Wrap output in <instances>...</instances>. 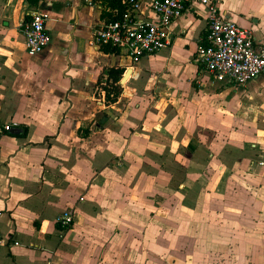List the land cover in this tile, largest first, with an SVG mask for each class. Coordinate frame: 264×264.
Wrapping results in <instances>:
<instances>
[{
    "label": "crops",
    "instance_id": "1",
    "mask_svg": "<svg viewBox=\"0 0 264 264\" xmlns=\"http://www.w3.org/2000/svg\"><path fill=\"white\" fill-rule=\"evenodd\" d=\"M214 2L264 47V0ZM110 3L0 0V123L19 124L0 136V236L19 244L0 264H264V79L199 66L196 3L155 55L96 50ZM36 9L50 43L30 57L19 24ZM111 68L124 90L106 107L94 91Z\"/></svg>",
    "mask_w": 264,
    "mask_h": 264
},
{
    "label": "built area",
    "instance_id": "2",
    "mask_svg": "<svg viewBox=\"0 0 264 264\" xmlns=\"http://www.w3.org/2000/svg\"><path fill=\"white\" fill-rule=\"evenodd\" d=\"M119 1L121 10L109 8L107 12L111 17L105 18L99 28L93 31L89 44L94 49L109 46L132 62L155 55L171 45V24L182 16L190 4L196 3L207 10L206 33L195 51L199 66L217 82L235 86H244L256 78L264 79V47L255 48L251 30L225 20L214 0ZM145 2L154 17H147L143 13ZM49 18L46 11L36 9L19 24L28 56L40 54L49 45ZM105 85L102 83L95 89L97 102L101 106L108 102L105 99ZM18 126L15 121L0 123V136ZM58 222L68 228L73 224V216L64 213ZM10 241L0 236V250L9 245ZM11 243L15 247L19 246L16 241Z\"/></svg>",
    "mask_w": 264,
    "mask_h": 264
},
{
    "label": "trees",
    "instance_id": "3",
    "mask_svg": "<svg viewBox=\"0 0 264 264\" xmlns=\"http://www.w3.org/2000/svg\"><path fill=\"white\" fill-rule=\"evenodd\" d=\"M105 1H108V0H105ZM37 2H38V0H30V3L32 5H36ZM110 2H111L110 3L111 8H118L121 10L119 0H110ZM109 17H111V15L107 14L106 18H109ZM99 51H102L105 54H107V53L117 54L118 53V51H116V49L111 48L109 46H103L100 48ZM122 74H123V71L121 69L111 68L107 71V83H106V85H108L107 86L108 88L105 85L104 90H105V99H107V101L109 103H114L122 93V89L118 85L119 81L122 77ZM97 84H100V80H98ZM79 135L82 138L87 137L88 130H84L81 134L79 133Z\"/></svg>",
    "mask_w": 264,
    "mask_h": 264
},
{
    "label": "rangeland",
    "instance_id": "4",
    "mask_svg": "<svg viewBox=\"0 0 264 264\" xmlns=\"http://www.w3.org/2000/svg\"><path fill=\"white\" fill-rule=\"evenodd\" d=\"M122 78H123V76L121 77L120 82L122 81ZM120 84H121L122 87H124L122 83H120ZM107 86H108V85H106V87H107ZM122 87H121V88H122ZM107 88H108V87H107ZM122 90H124V89H122ZM94 92H95V91H94ZM95 97L98 98V96L96 95V93H95ZM104 104H105V106L107 107L108 102H107V103H104ZM107 109H108V108H107ZM175 183L177 184L176 181H175ZM175 187H177V186H175ZM168 264H170V263H168Z\"/></svg>",
    "mask_w": 264,
    "mask_h": 264
}]
</instances>
